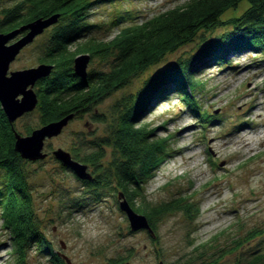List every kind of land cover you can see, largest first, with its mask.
I'll list each match as a JSON object with an SVG mask.
<instances>
[{
  "label": "rangeland",
  "instance_id": "374dc122",
  "mask_svg": "<svg viewBox=\"0 0 264 264\" xmlns=\"http://www.w3.org/2000/svg\"><path fill=\"white\" fill-rule=\"evenodd\" d=\"M76 43L89 39L108 41L122 28L141 23L187 0H91ZM17 0H0V21ZM246 7L222 16L225 20ZM58 20L23 47L9 65L10 71L35 67L46 54ZM86 26V27H85ZM224 27L198 34L191 42L132 76L121 88L75 115L61 133L45 140L46 158L24 160L32 207L38 228L54 253L70 264H235L255 252H264V55L251 50L232 51L224 62L201 58L193 62L194 78L202 82L198 95L200 115L185 106L181 92L172 87L168 97L147 107L142 120L156 128L155 135L168 138L169 156L144 184L141 203L153 208L182 203L193 206L190 214L176 208L153 220L154 234L132 232L119 209L117 193L94 191L63 168L52 152L58 148L81 156L91 152L89 142L107 138L105 157L97 167L87 165L92 177L110 165L115 154L112 138L114 105L135 95L143 83L178 60L191 59L202 41ZM75 48V47H74ZM74 48L72 50H74ZM111 56L93 58L87 72H105ZM35 89V88H34ZM190 91L189 88H186ZM206 114V118L202 115ZM97 115L99 118H94ZM39 109L13 123L26 135L39 128ZM203 118V119H202ZM184 132V136H180ZM84 142L85 146L81 143ZM97 168V169H96ZM5 172L0 169V186ZM60 242L65 248L62 249ZM10 230L4 226L0 208V264H17ZM22 264H52L51 256L26 249Z\"/></svg>",
  "mask_w": 264,
  "mask_h": 264
},
{
  "label": "trees",
  "instance_id": "16d2710c",
  "mask_svg": "<svg viewBox=\"0 0 264 264\" xmlns=\"http://www.w3.org/2000/svg\"><path fill=\"white\" fill-rule=\"evenodd\" d=\"M243 3L246 7L240 13L222 19L225 13L237 11ZM94 4L91 0H17L13 8L3 12L1 32L53 14H59L58 20L65 21L54 29L46 54L40 59V63L53 65L49 77L40 79L35 85L40 126L71 113L85 112L91 104L99 103L105 95L123 87L132 76L188 44L198 34L224 27L219 35L202 41L199 52L191 59L178 60L149 77L135 95L114 105L112 138L117 154L98 175L83 181L94 191V198L97 192L119 189L133 210L146 216L154 230L155 217L171 211L175 205L190 214L193 206L186 204L184 197L178 204L173 202L153 208L145 204L144 184L164 163L169 151L168 138L155 135L156 128L144 122L142 116L151 104L168 97L169 90L174 87L181 92L186 108L199 117L198 95L203 85L194 78L193 62L204 57L224 62L230 52L239 50L264 55V0H187L141 23L122 28L108 41L89 39L77 44L84 30V13ZM84 53L90 60L111 56L110 69L92 71L86 79L79 78L73 73L72 64L75 56ZM94 118L99 117L95 115ZM33 130L28 129L26 135ZM108 141L107 138L91 141L88 143L91 152L81 156L80 150L72 149L71 156L78 162L95 166L105 157ZM81 144L85 146L84 142ZM24 163L14 150L13 132L0 108V169L5 172L0 186V208L4 226L10 230L13 252L18 255L17 264L24 262L26 249L31 245L39 253L50 255L52 264H66L53 252L38 228ZM63 168L69 169L65 165ZM138 200L145 203L137 206ZM235 264H264V252H255Z\"/></svg>",
  "mask_w": 264,
  "mask_h": 264
},
{
  "label": "water",
  "instance_id": "95a60500",
  "mask_svg": "<svg viewBox=\"0 0 264 264\" xmlns=\"http://www.w3.org/2000/svg\"><path fill=\"white\" fill-rule=\"evenodd\" d=\"M58 18L59 14H53L47 18L34 19L8 32L0 31V108L13 132L14 150L23 160L36 161L46 158L47 153H44L45 140L58 136L74 117L73 113L68 114L59 120L34 129L26 136L19 134L13 127L14 121L32 112L37 107L38 96L34 89L35 85L40 79L49 77L53 71V65L40 63L35 67L10 72L9 65L15 60L23 47L31 43L45 29L54 25ZM89 61L90 56L88 54L75 56L72 64L73 73L81 79H86ZM52 155L60 163L67 166L78 179L82 181L92 179V174L87 170V165L74 160L69 152L58 148L52 152ZM117 198L119 209L125 214L130 230L132 232L146 230L153 235L154 230L146 216L133 210L122 192L117 193ZM60 246L62 249L65 248L63 242H60ZM58 255L66 264H70L64 255L60 253ZM105 264L128 263L107 262ZM158 264L163 263L159 262Z\"/></svg>",
  "mask_w": 264,
  "mask_h": 264
},
{
  "label": "bare ground",
  "instance_id": "6f19581e",
  "mask_svg": "<svg viewBox=\"0 0 264 264\" xmlns=\"http://www.w3.org/2000/svg\"><path fill=\"white\" fill-rule=\"evenodd\" d=\"M45 30H46V29H45ZM9 126H10V125H9ZM184 134H185L184 132H180V136H184Z\"/></svg>",
  "mask_w": 264,
  "mask_h": 264
},
{
  "label": "flooded vegetation",
  "instance_id": "af4514ba",
  "mask_svg": "<svg viewBox=\"0 0 264 264\" xmlns=\"http://www.w3.org/2000/svg\"><path fill=\"white\" fill-rule=\"evenodd\" d=\"M60 258H61V256H60Z\"/></svg>",
  "mask_w": 264,
  "mask_h": 264
}]
</instances>
